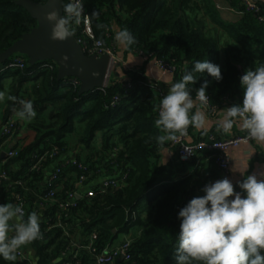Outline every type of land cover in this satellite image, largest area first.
Masks as SVG:
<instances>
[{
  "label": "trees",
  "instance_id": "16d2710c",
  "mask_svg": "<svg viewBox=\"0 0 264 264\" xmlns=\"http://www.w3.org/2000/svg\"><path fill=\"white\" fill-rule=\"evenodd\" d=\"M18 1L0 0V55L37 27ZM30 1L43 4L47 0ZM222 1L243 15L235 22L225 21L217 0H83L88 15L99 13L91 19L97 41L114 50L115 32L127 28L136 42L124 48V55L140 54L147 63L161 60L174 65L175 82L197 60L220 66L222 80L206 72L193 73L196 83L188 86L195 97V90L208 80L206 94L220 107L228 96L243 101L240 77L264 64V25L245 11L240 0ZM98 23L103 27L97 28ZM209 25L219 27L226 42L210 33ZM74 36L84 38L80 33ZM16 58L25 60V69H5ZM125 74L123 82L112 77L104 89L79 95L80 87L73 86L71 79L58 80V67L52 61L30 65L26 56L15 55L0 63V85L11 80L10 95L16 98L10 100L8 114L21 99L32 101L37 113L29 125L34 140L14 149L15 158L0 156L5 163L0 176L6 174V179L0 178V204L21 206L24 220L36 211L43 234L30 244L34 259L17 257L13 262L0 257V264H95L97 256L134 228L140 234L132 239L131 260L117 264H176L178 212L194 196L204 195L202 188L218 177L217 162L206 151L192 160L174 153L164 162L163 152L171 149L172 141L161 148L154 139L164 134L155 126L161 97L148 86L143 73ZM118 95L120 101L112 106ZM77 133L73 145L71 137ZM98 134L100 145L96 146ZM72 146L74 159L87 169L63 164L60 179L50 186L46 169L56 159L33 169L36 157L54 150L62 155ZM103 170L109 176L126 174L124 186L104 192L97 188L93 197L84 195L74 206L60 207L77 191L82 176H96ZM51 190H56L54 199L47 200ZM19 250L25 253L23 247Z\"/></svg>",
  "mask_w": 264,
  "mask_h": 264
},
{
  "label": "clouds",
  "instance_id": "9594fccd",
  "mask_svg": "<svg viewBox=\"0 0 264 264\" xmlns=\"http://www.w3.org/2000/svg\"><path fill=\"white\" fill-rule=\"evenodd\" d=\"M54 5L55 0L52 10L44 15L52 25L50 38L54 41L73 36L71 25H79L82 19L90 22L99 17L97 11L85 14L83 0L63 4L62 16ZM102 27L103 24H97V28ZM114 39L123 48L136 42L127 28L118 29ZM62 59L67 62L69 57L65 55ZM205 72L216 81L223 78L220 66L208 60H197L160 100L155 126L164 134L154 139L161 148L166 141L178 142L185 137L189 126L208 130L209 120L203 106L209 101L206 94L209 81L205 80L195 90V97L188 87L196 83L193 73ZM240 84L244 90L243 101L222 110L218 129L229 133L239 125L249 139L264 144V64L247 69L240 77ZM5 98V92L0 91V101ZM7 99L16 100L12 96ZM19 105L15 115L20 120L30 122L36 117L32 101L21 99ZM231 171L244 176L237 182L241 191H236L233 182L224 177L206 184L202 188L204 195L194 196L179 210L176 264H264V173L258 176L255 173L244 175L235 168ZM23 217L21 206L0 204V257L5 261H16L19 249L42 238L39 214L32 211L27 220Z\"/></svg>",
  "mask_w": 264,
  "mask_h": 264
},
{
  "label": "crops",
  "instance_id": "0c3cea01",
  "mask_svg": "<svg viewBox=\"0 0 264 264\" xmlns=\"http://www.w3.org/2000/svg\"><path fill=\"white\" fill-rule=\"evenodd\" d=\"M253 1L261 5L264 9V0H253ZM217 2L218 5L222 6L223 8L220 11H221V17L225 21L235 22L240 17L238 14L229 11V9L231 8L227 2L222 0H217ZM208 29L210 33H212L218 38H221L222 42H226V37L224 36L222 30L219 27L209 25ZM121 55L122 56L120 58V63H119L120 67H118L115 71V75L113 77L114 81L118 80L120 82H123L124 80H126L127 79V76L125 74L126 71H134L138 74L143 73L146 76L148 82L152 84H156L160 88H162L165 95L167 94L170 86L173 83H175L174 74H168L161 71L155 65V60L147 63V59L140 54L131 53L125 56L124 50H122ZM222 61L224 62V59ZM10 87H11V80H4L3 82H1L0 91H4L6 94L5 100L0 101V156L1 158L4 159L7 157H2L3 153L13 151L19 146L27 145L31 143L35 138V134L29 129L30 122L20 120L15 115L16 110L20 108L19 105L13 107V110L8 114L11 104L10 100L7 99L8 96H11ZM227 99L228 101L224 102V104L221 106V109L215 116L210 114L207 108L203 106L204 111L206 112L209 120L208 130L205 132L201 129H197L192 126H189L187 130V135L185 136V142L187 144H196L197 142L204 140L207 141L208 138L211 136H215L218 139H224L234 136H241L246 133L245 131L241 130L239 125H235L229 133H224L222 130L218 129L217 122L223 116L222 110L234 104L242 103L241 100H237L233 96H228ZM194 111L195 109H193V112ZM10 119H12L16 125V132L10 138H5L3 135V127ZM73 154H74V146H72L69 152L65 153L58 159L54 160V162L46 169V179L54 171L56 167L64 163L69 158L73 157ZM173 155L174 152H172L171 149L166 150L165 152H163V161L168 162ZM229 155L231 158L230 172L228 175L224 177L229 178L233 182V184L236 186V191H241L238 187L237 182L243 180L244 176H242L239 172L231 171L232 168L240 170L241 172L244 173V175L255 173L258 176H260L261 173H264V144H258L255 141H253L249 144H244L236 149L230 150ZM4 164L5 163L0 162V167L4 166ZM15 169H18V166H15ZM219 176L220 173L218 172V177ZM110 177L111 176H109L107 173L95 177L86 186L77 187L78 192L81 193L82 195L86 194L88 191L94 190L98 186L102 185L107 180V178ZM139 234H140L139 230L134 228L130 232V234L120 235L122 237L123 236L125 237L119 240L120 238L119 236L117 240L118 244L115 242L114 245H120L127 240H132L134 236H137ZM23 248L25 249V253L28 258L34 259L36 257V252L30 244L27 246H23Z\"/></svg>",
  "mask_w": 264,
  "mask_h": 264
},
{
  "label": "built area",
  "instance_id": "2783aa9c",
  "mask_svg": "<svg viewBox=\"0 0 264 264\" xmlns=\"http://www.w3.org/2000/svg\"><path fill=\"white\" fill-rule=\"evenodd\" d=\"M70 2V0H66V3ZM242 6L245 8L246 12H250L254 14V16L258 19V21L264 25V9L261 5L255 3L253 0H240ZM218 8L222 10V6L218 5ZM85 11V7H84ZM229 11L238 14L239 16L243 15V12H239L233 8L229 9ZM85 14L86 11H85ZM73 33H80L86 40H89L92 42V45L89 46L87 41L84 38L77 39L78 43L82 46L84 51L89 56L97 55L98 57H101L102 55H109L111 57L112 63L115 62V53L114 50L110 48H106L103 46V44L100 41H97L93 32V25L92 21L84 20L82 19V22L79 25H71ZM111 63V64H112ZM118 64V62H115ZM155 65L163 72L168 74H174L177 71V68L174 65H171L169 63H166L161 60H155ZM49 67V66H48ZM54 67L51 65L50 69H53ZM5 69H25V60L22 58H16L14 61L9 63ZM4 69V70H5ZM70 83L75 87H80V82L77 79H71ZM108 85V84H107ZM106 85V87H107ZM149 87L152 89H155L161 99L163 96H165L164 91L162 88H160L156 84L149 83ZM127 87H131V84L127 83ZM208 96V95H207ZM208 103L204 105L205 108L209 111L210 114L213 116L217 115L219 110L221 109L220 105H216L212 102L211 98L208 96ZM120 101V96H116L112 102V106H115ZM225 101H228L226 98ZM237 103V102H235ZM16 132V125L12 119L8 120V122L3 127V135L5 138H10L13 136ZM253 142V140L249 139L247 136V133L241 135V136H234L230 138H224V139H218L215 136H211L208 138V140L199 141L196 144H187L185 142V137L181 138L178 142H172L171 151L177 154L182 160H192L193 158L197 157L198 155H203L201 152H208L211 153L209 158H215L218 166V170L220 173V178H216V180L221 179L222 177L226 176L230 172L231 167V158L229 155V151L232 149H236L244 144H249ZM186 149L188 151H186ZM58 151L54 150L51 154H45L42 157H36L37 162L33 169H41L43 167V164L47 162L48 160H54L58 159L64 154H59ZM18 156L17 151H9L6 152V157L11 159ZM63 164H72L74 166H77L79 169L85 170L87 169V166H84L82 164H79L74 157L69 158L64 163L60 164L58 167L54 169V171L48 176L46 179V182L52 186L55 184L62 174V166ZM107 173L106 170H103L101 172H98L96 176L92 174L90 177L82 176L78 182L76 183L77 187H84L87 184H89L95 177L101 176L103 174ZM2 179H6V174H2L0 176ZM127 179V175H118L115 173L110 178H107V180L97 188L101 190L102 192L106 191L107 188L112 187L114 189L123 187ZM215 180V181H216ZM215 181H211L215 182ZM96 188V189H97ZM95 190V189H94ZM90 190L86 194H81L77 191L74 193H70L68 195V198L65 203H61L60 207L63 208V210L67 209L70 206H74L75 202L78 200L77 196H81V198L85 196L87 197H93L95 195V191ZM56 190H51L48 194H46L45 198L47 200L54 199ZM18 197V196H17ZM132 244V240H127L123 242L120 245H113L109 248H106L104 252H102L99 256L96 258L95 264H117L120 262H128L131 260L130 256V247ZM89 249H92V246H89ZM94 251V250H93ZM17 257L20 261L27 259V255L24 253L23 250H18Z\"/></svg>",
  "mask_w": 264,
  "mask_h": 264
},
{
  "label": "water",
  "instance_id": "95a60500",
  "mask_svg": "<svg viewBox=\"0 0 264 264\" xmlns=\"http://www.w3.org/2000/svg\"><path fill=\"white\" fill-rule=\"evenodd\" d=\"M16 4L29 12L37 22V27L2 53L0 63L7 62L15 55L26 56L30 65L52 61L58 67L59 81L77 79L80 82L79 95L106 87L112 63L109 55L101 57L87 55L74 35L64 41H54L50 38L52 25L44 19V15L52 10L53 0H47L43 4L30 0H19ZM63 4L65 0H55L54 6L61 16L63 15ZM65 55L69 57L67 62L62 59ZM118 67L119 63L115 69ZM94 72L98 75L93 76ZM2 157H6V153H3ZM77 199H81V196H77Z\"/></svg>",
  "mask_w": 264,
  "mask_h": 264
},
{
  "label": "rangeland",
  "instance_id": "374dc122",
  "mask_svg": "<svg viewBox=\"0 0 264 264\" xmlns=\"http://www.w3.org/2000/svg\"><path fill=\"white\" fill-rule=\"evenodd\" d=\"M113 48H114V51L116 50L115 51L116 52V54H115V59H116L115 62L120 63V58L122 56L121 53H122V50H124V48L119 46V45L117 47V44ZM115 62L111 64V68H110V71H109V77H108V83L107 84H109L111 82L112 77H114V75H115V71H116L115 66L117 65V63H115ZM78 134L79 133H77L73 137H71V140H72L71 143L73 145L76 144V140L78 139L76 135H78ZM95 144H96V146L100 145V134L97 135L96 140H95ZM123 237H125V236H123ZM123 237L120 236L119 240L122 239ZM116 243L118 244L117 241H116Z\"/></svg>",
  "mask_w": 264,
  "mask_h": 264
}]
</instances>
